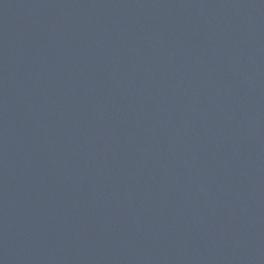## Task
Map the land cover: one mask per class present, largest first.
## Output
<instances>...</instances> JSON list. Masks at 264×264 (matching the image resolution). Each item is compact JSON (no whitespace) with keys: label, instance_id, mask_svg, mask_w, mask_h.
Listing matches in <instances>:
<instances>
[{"label":"water","instance_id":"1","mask_svg":"<svg viewBox=\"0 0 264 264\" xmlns=\"http://www.w3.org/2000/svg\"><path fill=\"white\" fill-rule=\"evenodd\" d=\"M0 264H264V0H0Z\"/></svg>","mask_w":264,"mask_h":264}]
</instances>
